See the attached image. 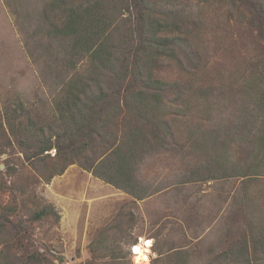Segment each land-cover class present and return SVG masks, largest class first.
<instances>
[{
    "label": "rangeland",
    "instance_id": "1",
    "mask_svg": "<svg viewBox=\"0 0 264 264\" xmlns=\"http://www.w3.org/2000/svg\"><path fill=\"white\" fill-rule=\"evenodd\" d=\"M49 1L0 0V208L13 207L14 223L24 225L18 252H42L50 264H135L139 246L147 248L148 264H264L252 241L264 231V145L255 144L262 126L245 120L236 140L224 134L234 130L231 118L251 106L241 99L238 84L251 69L258 30L233 21L218 1L178 0V7L191 13L188 49L194 58L182 56V67L162 60L155 76L172 85L189 84L191 78L222 89L210 101L174 88L162 94L161 114L174 138L137 168L140 180L161 188L138 198L78 163L47 182L8 127L4 112L17 99L34 117L56 116L49 83L37 65L41 60L29 51L36 41L27 40L38 31ZM48 204L54 211L34 219ZM148 240L150 246L142 244Z\"/></svg>",
    "mask_w": 264,
    "mask_h": 264
},
{
    "label": "trees",
    "instance_id": "2",
    "mask_svg": "<svg viewBox=\"0 0 264 264\" xmlns=\"http://www.w3.org/2000/svg\"><path fill=\"white\" fill-rule=\"evenodd\" d=\"M201 1L222 3L233 21L258 30L251 69L238 84L241 99L251 106L248 112L231 118L234 130L224 134L236 140L239 126L250 120L262 126L263 132L255 133V144L264 145V3L199 0V4ZM177 4L178 0H50L45 5L38 31L28 34L27 40L36 41L29 51L35 60H41L37 65L49 83L56 116L34 117L19 99L4 112L29 165L44 180L50 182L78 163L116 188L136 194V170L143 159L160 146L167 148L174 138L161 114L165 107L162 94L174 88L179 94L184 90V94L210 101L222 89L211 83L196 84L191 78L186 80L189 84L177 81L172 85L155 76L162 60L182 67V56L194 58L188 49L191 13ZM186 67L189 72L188 64ZM200 128L197 125L193 131ZM209 135L217 138L223 134ZM220 150L221 161L225 153L223 147ZM13 211L10 206L0 208V264H50L51 259L42 252H18V230L24 225L14 223ZM53 211L48 204L32 216L39 219ZM252 241L254 250L264 255V231ZM227 255H220L219 260L226 262Z\"/></svg>",
    "mask_w": 264,
    "mask_h": 264
},
{
    "label": "crops",
    "instance_id": "3",
    "mask_svg": "<svg viewBox=\"0 0 264 264\" xmlns=\"http://www.w3.org/2000/svg\"><path fill=\"white\" fill-rule=\"evenodd\" d=\"M138 183L139 184H138L137 193L135 194L138 198H140V197L148 194V192H149L148 196H150V195L152 196L155 192H158L159 190H161L160 187H155L153 185H150V183H148L146 181H145V183H146L145 184L144 181L143 180H140V179H139Z\"/></svg>",
    "mask_w": 264,
    "mask_h": 264
},
{
    "label": "clouds",
    "instance_id": "4",
    "mask_svg": "<svg viewBox=\"0 0 264 264\" xmlns=\"http://www.w3.org/2000/svg\"><path fill=\"white\" fill-rule=\"evenodd\" d=\"M153 242L151 240L148 241H142V244H146L147 246H150ZM147 251V248H141L136 247L135 252L139 255L136 257L135 264H148V257L145 255V252Z\"/></svg>",
    "mask_w": 264,
    "mask_h": 264
},
{
    "label": "built area",
    "instance_id": "5",
    "mask_svg": "<svg viewBox=\"0 0 264 264\" xmlns=\"http://www.w3.org/2000/svg\"><path fill=\"white\" fill-rule=\"evenodd\" d=\"M135 247V246H134Z\"/></svg>",
    "mask_w": 264,
    "mask_h": 264
}]
</instances>
